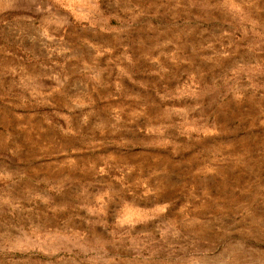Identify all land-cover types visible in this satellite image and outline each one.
I'll use <instances>...</instances> for the list:
<instances>
[{"label": "rangeland", "instance_id": "rangeland-1", "mask_svg": "<svg viewBox=\"0 0 264 264\" xmlns=\"http://www.w3.org/2000/svg\"><path fill=\"white\" fill-rule=\"evenodd\" d=\"M72 1L0 30V264H264V0Z\"/></svg>", "mask_w": 264, "mask_h": 264}, {"label": "crops", "instance_id": "crops-1", "mask_svg": "<svg viewBox=\"0 0 264 264\" xmlns=\"http://www.w3.org/2000/svg\"><path fill=\"white\" fill-rule=\"evenodd\" d=\"M81 3L88 7L91 0ZM88 15L83 6L76 8L74 2L68 6L66 0H0V30L10 28L18 38L37 46L66 35L68 28L74 29L79 19L87 21Z\"/></svg>", "mask_w": 264, "mask_h": 264}]
</instances>
